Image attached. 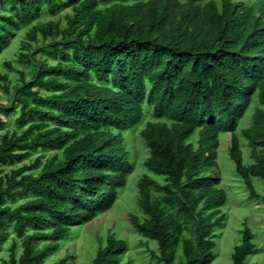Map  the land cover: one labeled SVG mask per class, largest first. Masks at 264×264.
Instances as JSON below:
<instances>
[{
    "label": "trees",
    "instance_id": "1",
    "mask_svg": "<svg viewBox=\"0 0 264 264\" xmlns=\"http://www.w3.org/2000/svg\"><path fill=\"white\" fill-rule=\"evenodd\" d=\"M197 1L9 0L10 13L0 16V46L8 44L11 28L30 24L44 4L50 14L66 7L73 14L64 17L62 28L49 23L28 29L34 42L37 35L60 38L35 51L45 59L33 60L32 78L16 88L9 108L0 106L5 114L17 113L22 128L0 139V243L10 225L16 236H25L20 255L1 264H43L47 251L71 229L114 204L129 164L118 145L121 134L114 137L111 130H131L146 107L157 121H146L140 131L149 150L145 166L165 177L167 201L194 223L196 249L183 240L180 264H204L212 256L209 233L226 195L206 173L216 170L220 133H230L235 172L250 196L259 197L252 178L264 180V152L246 166L236 129L254 96L264 106V0L248 8L222 0L220 11L211 0L204 6ZM252 119L253 138L264 146V109ZM194 132L197 151L187 142ZM242 135L251 139V130ZM51 151L56 154L43 160ZM37 152L44 154L30 166L18 165ZM140 194L148 218L142 223L133 218L135 229L156 242L155 259L172 264L182 228L143 184ZM23 197L15 207L9 204ZM252 239L245 227L231 264L256 254ZM46 241L49 245L38 247ZM105 243L91 264H120L125 242L109 236Z\"/></svg>",
    "mask_w": 264,
    "mask_h": 264
},
{
    "label": "rangeland",
    "instance_id": "2",
    "mask_svg": "<svg viewBox=\"0 0 264 264\" xmlns=\"http://www.w3.org/2000/svg\"><path fill=\"white\" fill-rule=\"evenodd\" d=\"M179 1L182 3L187 2V0ZM207 1L209 0H199L197 4L204 6ZM211 1L220 11L222 0ZM256 1L228 0L230 4L247 8L255 4ZM8 7L9 0H0V16L10 13ZM71 14H73L71 7L63 8L56 14H50L47 11L46 4H44L39 10V15L30 24L19 23L17 27L10 29V34L7 35L9 37L8 44L0 46V106L9 108L16 88L22 82H29L32 78L35 71L33 60L45 59L43 53H36L35 51L45 45L58 42L60 38L59 35L55 34L45 38L37 35V41L34 42L27 35L28 29L31 26L36 28L46 26L49 23H56L62 28L65 23L64 17ZM257 16L261 17L259 13H257ZM262 18L264 21V17ZM25 46H28L29 49L26 50ZM48 62L50 64L55 63L51 59ZM32 90H37V88L33 87ZM40 93L44 94L45 91L41 90ZM15 107L19 108V105ZM259 109H264V106L257 96H254L244 115L237 121L236 132L240 142L243 162L246 166L255 165L257 159L264 152V146L260 140L253 138L256 130H252V115ZM16 116L17 113H13L11 110L8 114H5L0 109V119L4 122V126H0V139L5 134L10 137L13 131L16 132L15 135L20 134L22 128L18 126ZM146 121H157L149 107L145 108L143 119L131 130L122 133L111 130L114 137L121 134V142L118 145L128 153L129 168L125 174L123 187L117 190L116 200L107 211L101 212L91 221L83 222L71 229L68 238L58 242L55 249L47 251L43 264H54L60 260H64L63 264H91L96 252L105 246L106 239L109 236L125 242L127 246L120 264L126 262L130 264H163L152 255V253L157 257L160 255L156 242L138 233L132 221L135 218L138 223H142L148 218L140 207V200L142 199L140 184H143L145 192L152 199L162 202L165 212L174 214L176 221L182 228L179 242L173 254L172 264H180L181 260H184L183 240L189 241L193 249H196L197 239L194 223L185 220L178 213L176 206L167 201L161 188L167 184L165 177L156 175L145 166V161L149 158V150L140 136V131ZM245 130H251V139L243 137L242 132ZM230 139V133H220L214 159L217 166L216 170L214 173H206L207 176L219 180L217 187L225 192L226 202L216 213L218 222L209 233L210 240L214 242V248L212 249L211 259L204 264H231L232 249L240 243L241 231L245 227L251 230L252 243L256 254L249 255L244 264H264V180L252 178L253 187L259 197L250 196L243 180L236 174L234 164L228 156ZM187 142L191 144L194 151H197L199 148L197 132H194ZM40 154L44 153H34L18 165L30 166L32 160ZM55 154L56 151L47 152L44 154L43 160ZM8 169L9 167H3V173L7 172ZM37 170L34 169L33 172ZM24 200L25 198H20V200L9 204L15 207ZM27 234L31 235L32 231ZM24 239L25 236H16V232L11 225L6 227L0 243V264L2 261L9 260L11 254L16 257L20 255ZM41 245H49V242L39 243L38 247Z\"/></svg>",
    "mask_w": 264,
    "mask_h": 264
}]
</instances>
